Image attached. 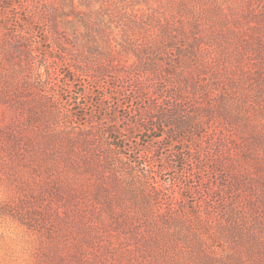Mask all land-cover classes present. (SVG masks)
<instances>
[{
	"label": "rangeland",
	"instance_id": "rangeland-1",
	"mask_svg": "<svg viewBox=\"0 0 264 264\" xmlns=\"http://www.w3.org/2000/svg\"><path fill=\"white\" fill-rule=\"evenodd\" d=\"M252 2L0 0V264H262L207 109Z\"/></svg>",
	"mask_w": 264,
	"mask_h": 264
},
{
	"label": "trees",
	"instance_id": "trees-1",
	"mask_svg": "<svg viewBox=\"0 0 264 264\" xmlns=\"http://www.w3.org/2000/svg\"><path fill=\"white\" fill-rule=\"evenodd\" d=\"M252 8L250 19L255 25L251 35L240 34L233 40L237 32L228 28L224 34V65L216 59L210 61L207 109L211 120L218 114L231 120L240 137L237 143L230 140L232 137L225 139V135L219 141L229 143L235 157L238 180L247 190L260 234L258 262L264 264V70L258 68L264 61V0L252 2ZM233 44L235 53L230 47ZM159 118L174 124L172 127H188L181 121V112L164 110Z\"/></svg>",
	"mask_w": 264,
	"mask_h": 264
}]
</instances>
